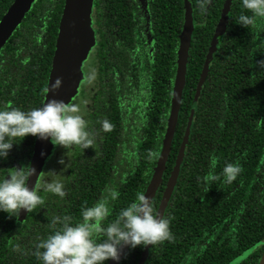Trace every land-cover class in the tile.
I'll use <instances>...</instances> for the list:
<instances>
[{
    "label": "trees",
    "instance_id": "trees-1",
    "mask_svg": "<svg viewBox=\"0 0 264 264\" xmlns=\"http://www.w3.org/2000/svg\"><path fill=\"white\" fill-rule=\"evenodd\" d=\"M108 1L101 2L108 5ZM12 2L0 0V19ZM223 2L212 0L211 5H204L201 10L198 0H190L193 30L181 96L182 117L179 123L176 121L165 170L152 199L157 211L161 199L159 190L161 186L165 188V178L169 177L181 153L177 179L163 212L164 216L170 218L173 238L152 247L150 245L146 251L145 247L140 246L128 249L119 264H139L141 260V264H228L232 259L234 263L241 264L242 257L255 244L263 241L264 92H255L259 99L254 96L246 101V116L251 109L261 110L260 133L253 135L247 127L238 125L236 108L232 110L234 118L231 114L226 117L222 107V93L225 90H219L218 87L224 83L222 76L225 67L226 74L232 73L228 68L231 64L227 62L233 61V54L236 53L233 48L237 42L260 35L257 54L259 61L264 60V18H257L247 29L233 19L246 11L240 0H226L220 12ZM63 4L64 0H35L32 3V10L28 13L32 16L28 17L27 26L22 28L24 32L27 31V35L22 37V33H19L14 40L17 44L18 37L27 39L28 46L23 44L22 49L18 48L20 52H16L15 48L18 57L0 64V108L7 106L28 110L43 104ZM149 5L150 34L155 41L152 45L154 57L164 54L166 82L158 85L161 67L155 60L152 67L156 79L150 91L154 102H150L143 122L136 117H128L131 121L127 130L130 133L133 130V135L137 133L139 138V142L133 144L136 153L132 159L134 172L128 175L125 183L120 179L121 176L117 179L113 176V189L117 196L115 199L108 197L109 216L105 224L114 219L118 211L133 201L138 193H144L161 148L164 131L161 122L169 115L167 80L174 71V52L183 24V0H150ZM221 34L222 55L215 54L212 58L214 40ZM33 38L37 42H32ZM227 39H230V47L224 46ZM256 75L260 77L261 85L264 84V69L259 64ZM206 89H210L213 95L205 93ZM162 97L164 100H161ZM133 118L137 122H132ZM96 119H99L98 116ZM108 119L111 130H101L102 135L107 137L103 139L107 140V133L116 131V135H119L124 128L122 116L115 119L109 116ZM242 134H245L244 139L239 138ZM36 139L29 135L13 144L7 159L0 160V176L10 169L14 155H19L27 168ZM148 150L153 152L151 160L146 158ZM93 159L88 172H84L86 169L80 164L73 171L72 177L81 171V179L75 178L80 180L75 183V189L78 190L73 191V204L61 197L53 204L48 195L42 196L45 194L43 191L40 195L44 203L37 205L32 212L20 210L18 215L14 214V218L0 212V264H41L35 255L36 244L61 227L59 220L52 223L53 218L68 217L70 223L75 224L81 219L83 208L91 207L97 196L107 195L105 188H102L107 180L98 179L99 173L103 172L102 168L94 165ZM120 159L121 152L116 158L118 164H121ZM228 162L237 163L241 168L237 178L230 184L224 183L221 175L224 164ZM146 166L149 168L148 174L142 175V167ZM29 183L26 182L27 185Z\"/></svg>",
    "mask_w": 264,
    "mask_h": 264
},
{
    "label": "flooded vegetation",
    "instance_id": "flooded-vegetation-1",
    "mask_svg": "<svg viewBox=\"0 0 264 264\" xmlns=\"http://www.w3.org/2000/svg\"><path fill=\"white\" fill-rule=\"evenodd\" d=\"M101 1L102 0H93L90 18L91 29L94 35V43L90 48L86 59L82 62V79L78 86L77 93L69 102L76 103L81 106L83 118L88 122V129L93 133L94 143L92 147L84 150L80 149L78 146H74L68 151L61 146H55L51 143L50 153L45 158L36 180L32 184L30 183L29 186V189H38V195H40L43 192L40 186L45 179L40 184L39 180L43 177L44 170H54L57 173H60L63 165L58 164L57 161L63 157L65 163H68L69 160L70 167L60 173L58 178L62 180L64 185L63 190L65 195L63 198L68 200L70 203H72L75 198V192L73 191L78 190L75 189V183L81 179V171L72 177L73 171L76 169L75 167L79 164L86 169L83 170L84 172H88L89 166L93 165L91 160L94 158V165H96L99 169L102 168L103 172V174L99 173L97 176L98 179L100 181H104V179L107 180L106 182L104 181V187H102L105 189H113V176H115L116 179L121 176L120 179L123 183H125L126 179L129 177L128 175L134 172L132 159H134L136 153H134L135 149L133 144L138 143L139 138L137 133L133 135V130L131 133L127 130L131 121L128 117H136L138 118V121L143 122L146 117V111L151 106L150 102H154V100L151 99L150 91L152 88L151 85L154 84L156 79L154 78V68L152 67V63L155 60H158L157 62L161 67L157 77L158 85H164L166 82L164 54H160V57L158 58L154 57V48L152 45L155 41L151 39L150 34V0H109L108 5ZM225 2L226 0H224L222 4L220 12L222 11ZM211 3L212 0H208L206 5L209 6ZM32 6L33 5H31L21 23L11 33L6 43L0 49V64H3L4 62L7 63L8 60L10 62L11 58L16 59L19 54L16 52H20L18 48L22 49V45L25 43V46H28V42L26 41L27 39L18 37L19 43L17 44L14 43V40L16 35L18 36L19 33H22V37L27 35V31L24 32L22 28L27 26L25 23L28 20V17L32 16L28 15V13L32 10ZM125 10H127V12H125ZM256 32L259 33L257 30ZM222 34L217 36L214 40L213 44L215 46L212 58H214L215 54L222 55V46L220 44ZM179 36L178 44L174 52V71L167 80L169 82L170 102L177 68L176 51L178 50ZM229 40L227 39V42L224 45L225 47L231 46ZM34 41L37 42L36 38H33L32 42ZM260 41V35H254L243 41L237 42L233 48V51L236 52L233 54L234 59L232 62H227L228 64H231V67L228 68L232 73L229 75L226 74L225 67L222 76L224 83L221 87H218L219 90H221V88L225 90V92L222 93L224 98L222 107L225 111L226 117L231 114L232 118H234L232 110L233 108H236L238 110L236 120L238 125H240V127H247L253 135L260 133L259 131L262 122L260 113L261 110L255 111L251 109L247 116L245 115V111L248 109L246 101L250 100V98L254 96L256 99H259L255 92H264V84L262 83L261 85L260 77L256 75L259 61V53L257 54V52L259 51ZM15 48H17L16 52L14 51ZM54 49L55 44L48 68L47 85L52 66ZM235 64L237 70H235ZM197 80L198 78L195 79V86L197 84ZM204 92L212 94L210 89H206ZM161 100H164V97H162ZM232 100L236 103H233ZM215 108L218 109L217 106ZM182 111L181 99L177 112L178 123L182 117ZM97 116L99 119H96ZM107 116L112 118L114 117V119L118 116H122V124L124 125L122 133L119 135H116V131L114 133H107L108 140L103 139L107 137L102 135L100 125V121L109 120ZM132 122L137 121L133 118ZM161 123L164 126V136L167 118ZM135 124L137 125L138 123ZM190 129L192 130L193 128L190 127ZM244 136L245 134H242L239 138L244 139ZM239 138L236 137V139ZM119 151L121 152V164L116 162L117 155L120 153ZM33 152L34 149L32 150V155ZM32 155L27 168H30L31 166ZM46 165L47 168H45ZM22 166H24L23 159L19 155H14L10 169L7 173L12 171L11 168L13 167L20 168ZM148 171V166L142 167V175L148 174ZM110 174H112V176ZM76 176L80 179L75 180ZM167 178L165 179L167 180ZM27 181H31L30 177ZM163 190L164 186H161V190H159L161 196ZM45 195H48L52 199L53 204L56 203V199L59 197L47 192L42 194V196ZM105 197H109L108 194H105L100 198L97 196L95 198V203L105 201L107 206L109 198L105 200ZM61 206L64 205L61 204ZM262 240L263 241L260 243L255 244L246 253L247 255H245V257H242L243 260L241 261V264H260L262 256L264 255V238ZM228 264L236 263H234L232 259L228 262Z\"/></svg>",
    "mask_w": 264,
    "mask_h": 264
},
{
    "label": "clouds",
    "instance_id": "clouds-1",
    "mask_svg": "<svg viewBox=\"0 0 264 264\" xmlns=\"http://www.w3.org/2000/svg\"><path fill=\"white\" fill-rule=\"evenodd\" d=\"M198 2L203 10L208 0ZM240 3L246 11L233 18L235 23L248 29L257 18H264V0H240ZM258 64L264 69V60L258 61ZM60 86L61 79L57 77L51 87L56 90ZM100 125L105 132L112 127L107 120L100 121ZM29 135L41 140L48 139L53 145L67 151L74 146L84 150L94 143L93 133L83 118L81 106L76 103L48 99L41 106L28 110L7 106L0 108V160H6L13 144ZM146 158H153L151 150H148ZM57 163L63 165L60 173L70 167L69 160L65 163L63 157ZM11 169L0 176V212L14 218V214L18 215L20 210L32 212L44 200L38 195V189H29L26 184L35 169L24 166ZM240 172L237 163H225L221 170L224 183H232ZM46 173L47 179L40 188L63 198L65 193L63 182L58 178L60 173L54 170ZM105 191L112 199L116 198L114 189L106 188ZM80 215L81 219L75 224L70 223L68 217L53 218L52 223L59 220L61 227L36 244L35 255L41 264H105L108 260L118 264L125 247H152L173 238L170 218L158 214L151 197L142 193H138L106 224L104 222L109 216V208L105 201L83 208Z\"/></svg>",
    "mask_w": 264,
    "mask_h": 264
},
{
    "label": "water",
    "instance_id": "water-1",
    "mask_svg": "<svg viewBox=\"0 0 264 264\" xmlns=\"http://www.w3.org/2000/svg\"><path fill=\"white\" fill-rule=\"evenodd\" d=\"M33 2H35V0H13L12 4L2 15L0 19V49L6 43L11 33L21 23L23 17L29 11ZM91 7L92 0H64L58 24V33L55 41L52 66L44 102H47L48 99H57L63 100L65 103H69L77 93L78 86L82 79V62L86 59L88 52L94 43V35L91 29L90 18ZM183 8V24L177 50V68L166 130L161 141V148L155 167L153 168L150 180L143 193L151 197V199H153L155 195L165 170V164L169 155L171 141L176 126L177 112L180 106L181 96L185 84V65L187 61L191 32L193 30L190 0H183ZM224 8H226V6H224ZM57 77L61 79V86L59 89L53 90L51 85ZM50 151V140L36 139L30 166V168L35 169V173L30 176L31 184L36 180L45 158L48 156ZM41 153H43V155H41ZM180 158L181 153L178 155L176 163L162 192L156 211L160 215H163L164 209L175 185ZM29 185H27L28 188ZM147 247L148 246H145L144 251H146ZM127 250V247L122 250L119 262ZM141 262L142 260L139 264H141ZM107 264H117V262L108 260ZM260 264H264V255L262 256Z\"/></svg>",
    "mask_w": 264,
    "mask_h": 264
},
{
    "label": "rangeland",
    "instance_id": "rangeland-1",
    "mask_svg": "<svg viewBox=\"0 0 264 264\" xmlns=\"http://www.w3.org/2000/svg\"><path fill=\"white\" fill-rule=\"evenodd\" d=\"M61 150H62V148H61ZM45 168H47V165H46ZM45 168H44V169H45ZM47 171H48V169H45V170H44L43 177L39 180V181H40L39 184L42 183V181H43L44 179H46V176H47V173H46V172H47Z\"/></svg>",
    "mask_w": 264,
    "mask_h": 264
}]
</instances>
